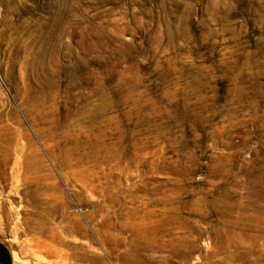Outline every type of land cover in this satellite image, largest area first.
<instances>
[{"label":"rangeland","instance_id":"1","mask_svg":"<svg viewBox=\"0 0 264 264\" xmlns=\"http://www.w3.org/2000/svg\"><path fill=\"white\" fill-rule=\"evenodd\" d=\"M0 239L264 264V0H0Z\"/></svg>","mask_w":264,"mask_h":264},{"label":"crops","instance_id":"2","mask_svg":"<svg viewBox=\"0 0 264 264\" xmlns=\"http://www.w3.org/2000/svg\"><path fill=\"white\" fill-rule=\"evenodd\" d=\"M0 264H29L14 251L5 241L0 239Z\"/></svg>","mask_w":264,"mask_h":264}]
</instances>
